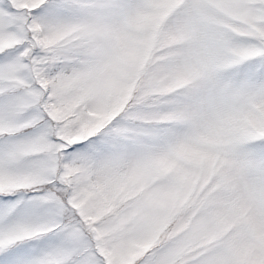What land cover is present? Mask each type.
Listing matches in <instances>:
<instances>
[{"label": "snow or ice", "instance_id": "snow-or-ice-1", "mask_svg": "<svg viewBox=\"0 0 264 264\" xmlns=\"http://www.w3.org/2000/svg\"><path fill=\"white\" fill-rule=\"evenodd\" d=\"M0 264H264V0H0Z\"/></svg>", "mask_w": 264, "mask_h": 264}]
</instances>
